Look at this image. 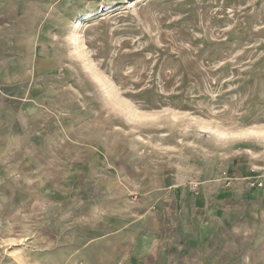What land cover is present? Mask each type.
I'll return each mask as SVG.
<instances>
[{"label": "rangeland", "instance_id": "374dc122", "mask_svg": "<svg viewBox=\"0 0 264 264\" xmlns=\"http://www.w3.org/2000/svg\"><path fill=\"white\" fill-rule=\"evenodd\" d=\"M0 264H264V0H0Z\"/></svg>", "mask_w": 264, "mask_h": 264}, {"label": "bare ground", "instance_id": "6f19581e", "mask_svg": "<svg viewBox=\"0 0 264 264\" xmlns=\"http://www.w3.org/2000/svg\"><path fill=\"white\" fill-rule=\"evenodd\" d=\"M89 17H91V14H83L82 16H81V18H89Z\"/></svg>", "mask_w": 264, "mask_h": 264}]
</instances>
